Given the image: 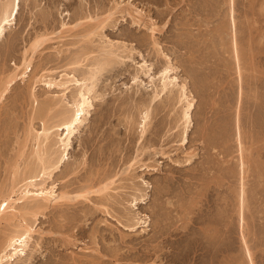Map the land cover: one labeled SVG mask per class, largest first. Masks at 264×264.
I'll list each match as a JSON object with an SVG mask.
<instances>
[{"label": "rangeland", "instance_id": "1", "mask_svg": "<svg viewBox=\"0 0 264 264\" xmlns=\"http://www.w3.org/2000/svg\"><path fill=\"white\" fill-rule=\"evenodd\" d=\"M26 50L28 77L7 86ZM167 57L175 91L184 83L194 96L188 130L178 92L152 102ZM73 71L92 73L93 107L53 183L70 196L102 177L114 184L25 215L31 257L17 264H264V0H21L0 39V192L14 166L36 161L33 131L53 115L43 102L75 92L34 79Z\"/></svg>", "mask_w": 264, "mask_h": 264}, {"label": "bare ground", "instance_id": "2", "mask_svg": "<svg viewBox=\"0 0 264 264\" xmlns=\"http://www.w3.org/2000/svg\"><path fill=\"white\" fill-rule=\"evenodd\" d=\"M20 1L21 0H0V39L2 38L4 34V30L7 27L15 24V20H16V17L19 12V8H20ZM127 5H128V8L123 9V11H126L128 14H131V12L133 11L136 14L141 15V11L137 9L136 7L134 8L131 3H127ZM118 8H120L119 5L116 7V9ZM112 15H113V9L109 11V13L106 15L105 18H103L101 21L99 20V22L96 23L94 28L88 30V33L86 34V36L88 37L89 34L91 35L95 31H97L98 28L102 27ZM138 17L139 16H137L136 18ZM136 18H134L133 20H136L138 22L139 20H137ZM139 18L141 19V17ZM136 21H133V22L136 23ZM153 26L154 25H151L150 27V30L152 32L155 30ZM44 40L45 38H41V36L38 40L36 38V41H32L33 43L31 42L32 44L30 45V50L34 52V50L37 47H39V45H41L42 42H44ZM155 44L157 45L156 42H154V45ZM235 45L236 44H234V47ZM235 50H236L235 52H237V48ZM109 51L111 53V50ZM27 52L28 51L26 50L23 53V60L21 62V65L19 66L15 65L14 70H12V72L9 73L8 79H7V86L15 82V80L18 78L24 80V78L28 77L27 71H28L29 66L32 64L33 55ZM109 56H111V54ZM80 58L83 59L81 55H80ZM106 60H108V58ZM165 61H166L165 64L161 67L160 71H158V74H157V78L160 82V87L157 88L155 92H153L154 96L151 97L153 98L152 102L153 100H156L159 97H162L163 99L171 98V97L173 98L175 97L174 94L178 92L179 93L178 97H180L179 101L185 100L184 102L187 103L183 117L185 120L184 125L188 130L190 126V119H191L190 113L194 106V99H193L194 96L192 95L193 97H191L190 93H188V88L186 84L184 83L183 85H180L178 91H175L174 88L177 87L176 82L178 79L176 75L177 67L173 65L169 57H167ZM73 63H75V61ZM97 68L98 67L96 66V69ZM140 69L145 75L150 77V74H149L151 70L150 67L148 68L146 67L145 69L144 65H140ZM73 73L74 71L72 72L71 75L70 73H67V72L63 73L59 76L58 80H54L50 78L42 79L43 77H45L44 75H41L42 77L40 76L34 79V83L42 82L44 86H46L47 88H54V87L59 88L60 93L62 94L61 95L62 97L65 95L66 92L68 93V90L71 87L75 89L74 90L75 92L73 93L74 95L72 94L73 96L72 100L66 101L67 102L66 105L62 103H60L62 104V106L60 104H57V102L59 101V99L57 98H56V101H53L52 99H50V100H47L46 102H43L40 108L41 109L40 111L43 110V107H46V108L48 107L49 113L52 112L53 115H51L52 119L45 118L44 120L41 121L42 127L40 131H37L35 129H34L35 131H33L34 137L32 136L33 137L32 141H34V144H33V150L31 153H32V156L35 157L36 161L35 160H34L35 162L33 161L34 158L31 159L34 162L33 164H27L28 162L27 161L26 163H24L25 165H23L24 166L23 168L20 167L19 164H17V166H14L12 176L10 179V185L8 184V188L5 191L3 190L0 192V225L1 223H4L5 229L7 230L5 233L6 235H4V239H3L4 241L2 240L3 243L0 244V264H17V262L20 259H23V258L28 259L29 257H31L30 256L31 254L29 255V253H27L28 252L27 249L29 247V241L32 238V234L33 232H35V227L33 223H29L27 221L28 219H25L26 216H28V214L35 215L36 212L41 211L42 209L49 207L50 204H54L57 202L65 203L68 200L73 201V200H77V198L79 199L80 197L86 199V197H88L87 195L91 193H95V194H103L104 192L106 193V190L110 188V185H112V183L114 184V180L113 179L111 180V175L110 177L108 176L102 177L105 179L99 178L97 182L93 180L94 182L93 181H92L93 183L90 182V184L87 185L85 189H83L81 192H78L74 194L73 196H70L66 191L59 193L58 188H57L58 185L55 184V181L53 183L54 174L58 172V170L61 169V166L63 167L65 163H68L66 161L69 158L68 156H69V151L72 145V138L76 136L77 133H79L80 128L83 127L86 117L90 113V110L93 107L92 88L95 85L94 86L91 84L89 85L86 81L88 79L89 80L91 79V82H92V79H93V75H91L92 73H90L89 77L87 76L83 78H78ZM95 74H97V71ZM136 77L138 76L136 75ZM94 97L95 96H93V98ZM62 100H66V99L63 98ZM148 117L150 116L148 115V108H147V111L142 112V116H141V122H140L141 131L139 132H142V135L144 134L146 130V126L148 124L147 123ZM49 120H52L50 124H49L50 122ZM186 137L187 135H185L183 138L184 142L186 140ZM133 164H130L129 167L125 170V172L129 168L133 167ZM145 167H149V166L146 164ZM48 181H51V184L49 182L50 186L48 184ZM122 181H124V179ZM94 183H96L97 186L94 185ZM145 195H146L145 193H143L142 195H139V198H140L139 201L141 203L145 201L146 199ZM137 199L138 198H134L131 200L132 206H135L136 204H138V202H136ZM105 200H107V198ZM240 213H241V222L243 223L242 211ZM247 255L250 261H252L251 254L248 249H247ZM251 264L253 263L251 262Z\"/></svg>", "mask_w": 264, "mask_h": 264}]
</instances>
